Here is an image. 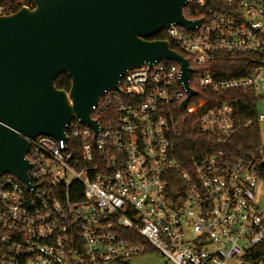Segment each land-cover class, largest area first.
<instances>
[{"label": "built area", "instance_id": "1", "mask_svg": "<svg viewBox=\"0 0 264 264\" xmlns=\"http://www.w3.org/2000/svg\"><path fill=\"white\" fill-rule=\"evenodd\" d=\"M9 9L0 3V14ZM184 15L200 23L161 30L192 58L197 94L184 112L180 64L163 59L125 72L102 94L96 129L73 120L67 139H29L28 184L0 176V264H134L149 253L167 264H254L249 254L264 241V149L239 156L227 148L236 98L203 110L194 99L264 93V0H187ZM221 55H246L255 68L218 78L210 66ZM178 112L204 135L185 162Z\"/></svg>", "mask_w": 264, "mask_h": 264}, {"label": "water", "instance_id": "2", "mask_svg": "<svg viewBox=\"0 0 264 264\" xmlns=\"http://www.w3.org/2000/svg\"><path fill=\"white\" fill-rule=\"evenodd\" d=\"M186 3L32 0V6L0 14V176L13 174L28 184L29 139H67L73 120L96 129L93 106L102 94L118 89L125 72L146 63L180 64L188 90L184 112L197 94L189 83L190 62L168 39L153 37L171 24L194 29L200 23L185 17ZM61 74L69 77V90L56 87Z\"/></svg>", "mask_w": 264, "mask_h": 264}, {"label": "trees", "instance_id": "3", "mask_svg": "<svg viewBox=\"0 0 264 264\" xmlns=\"http://www.w3.org/2000/svg\"><path fill=\"white\" fill-rule=\"evenodd\" d=\"M0 3L10 6L7 13L14 12L24 5L32 6V0H4ZM153 38L165 39L169 37L161 32ZM170 43L173 49L192 60L191 56L180 49L171 39ZM210 67L216 77L231 79L246 75L254 70L255 65L250 64L246 55H221ZM55 85L59 89L69 90L70 79L66 74H61L56 79ZM220 97L236 98V102L233 104L234 135L227 146L229 151L239 156H248L257 152L261 147V139L257 108L258 96L255 91L236 90L217 94L199 91V95L194 99V102L199 104L201 100H204L203 110L206 106L214 104ZM188 116V121L184 123L182 114L177 113V118L184 130L182 137L178 138L176 142L177 158L181 162H185L199 150L198 145L204 137L201 133L190 130V115L188 114ZM249 259L254 264L264 263V241L249 254Z\"/></svg>", "mask_w": 264, "mask_h": 264}, {"label": "rangeland", "instance_id": "4", "mask_svg": "<svg viewBox=\"0 0 264 264\" xmlns=\"http://www.w3.org/2000/svg\"><path fill=\"white\" fill-rule=\"evenodd\" d=\"M257 108L259 114L264 112L263 92H258ZM259 129H260L261 148H264V120H259ZM257 196H258V203L264 209V185L262 184L259 185ZM131 262L134 264H167L165 258L160 257L155 253H149L146 255L133 257L131 259ZM229 264H236V263L230 262Z\"/></svg>", "mask_w": 264, "mask_h": 264}, {"label": "crops", "instance_id": "5", "mask_svg": "<svg viewBox=\"0 0 264 264\" xmlns=\"http://www.w3.org/2000/svg\"><path fill=\"white\" fill-rule=\"evenodd\" d=\"M262 149H264V148H262Z\"/></svg>", "mask_w": 264, "mask_h": 264}]
</instances>
